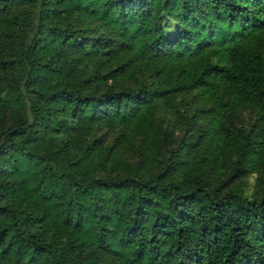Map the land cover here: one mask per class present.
Returning <instances> with one entry per match:
<instances>
[{"label": "trees", "instance_id": "obj_1", "mask_svg": "<svg viewBox=\"0 0 264 264\" xmlns=\"http://www.w3.org/2000/svg\"><path fill=\"white\" fill-rule=\"evenodd\" d=\"M258 169L264 0H0V264H264Z\"/></svg>", "mask_w": 264, "mask_h": 264}, {"label": "rangeland", "instance_id": "obj_2", "mask_svg": "<svg viewBox=\"0 0 264 264\" xmlns=\"http://www.w3.org/2000/svg\"><path fill=\"white\" fill-rule=\"evenodd\" d=\"M177 132V131H176ZM114 141V136H110L109 143ZM132 151L125 149V155L129 160H136V157L132 156ZM246 195H261L264 193V169H258L250 172L248 175L239 178L236 183Z\"/></svg>", "mask_w": 264, "mask_h": 264}]
</instances>
